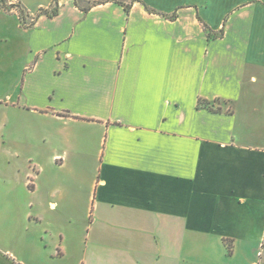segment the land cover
Wrapping results in <instances>:
<instances>
[{
	"label": "crops",
	"instance_id": "1",
	"mask_svg": "<svg viewBox=\"0 0 264 264\" xmlns=\"http://www.w3.org/2000/svg\"><path fill=\"white\" fill-rule=\"evenodd\" d=\"M4 1L18 264H261L264 0Z\"/></svg>",
	"mask_w": 264,
	"mask_h": 264
},
{
	"label": "rangeland",
	"instance_id": "2",
	"mask_svg": "<svg viewBox=\"0 0 264 264\" xmlns=\"http://www.w3.org/2000/svg\"><path fill=\"white\" fill-rule=\"evenodd\" d=\"M17 6L18 10V19L19 22L22 23V25L25 24H31L34 19L36 18L37 14L39 15L40 12L34 13V15H29L26 12L23 11V8L19 3L14 4ZM14 6V7H16ZM54 6V5H53ZM53 6L49 9H54ZM10 8L7 3L2 0L0 3V11H3L5 13H0V39L4 37H8L10 39H13L14 41L18 40L16 31L14 30L13 24L16 21V18L9 19L8 14L10 13ZM43 11V10H40ZM45 12V11H43ZM15 17L16 15L12 13ZM17 22V21H16ZM18 46L17 44L14 45H5L3 43H0V98L1 100H6L9 96V99H15V88H16V73H12L13 70L17 68V58H18ZM4 111L2 109V106H0V132L3 133V135L8 136L10 125L9 120L14 119V112ZM6 117V119H5ZM5 120V125H4ZM4 136V137H5ZM11 166V152L4 151L1 141H0V264H9V263H16L19 262V240L22 238V232L23 230L20 228L17 233L14 234H8L11 235L9 239H11V242L6 241V232H7V225L10 224V217L7 219V216L10 211H13L14 208H11L10 205H8L9 200V184H10V177L13 176L14 171ZM12 214V213H11ZM14 215V214H13ZM12 216V215H11ZM15 229V225H12V229H9L8 232L13 231ZM264 244V242H263ZM262 244V245H263ZM9 250L12 255L9 253L5 254V251ZM261 264H264V249L261 247ZM214 255V252H213ZM6 259L11 261L7 262ZM44 256V262L46 264H77V261L75 260H69V261H62V263L55 261L50 262L48 259V254H43ZM216 260H218V264H225V262L228 261L227 258L223 259L222 256L214 255ZM258 257H255V260L257 261ZM237 262H231L229 264H238ZM185 264H189L188 261L185 262Z\"/></svg>",
	"mask_w": 264,
	"mask_h": 264
},
{
	"label": "trees",
	"instance_id": "3",
	"mask_svg": "<svg viewBox=\"0 0 264 264\" xmlns=\"http://www.w3.org/2000/svg\"><path fill=\"white\" fill-rule=\"evenodd\" d=\"M113 0H92V1H87V0H73V3L75 4L76 7H79L81 8L82 11H89L92 7H95L97 5H100V4H105V3H108V2H111ZM125 10L126 12H129V8L128 6H125ZM40 13L39 14H44L48 17H52V16H55L56 12L54 10H51L50 12L49 11H39ZM34 22V21H33ZM33 22L31 24H25V25H22V26H26L28 27V25H32ZM198 106L199 107H206L210 110H213L212 107L206 103V102H202V101H199L198 102Z\"/></svg>",
	"mask_w": 264,
	"mask_h": 264
},
{
	"label": "built area",
	"instance_id": "4",
	"mask_svg": "<svg viewBox=\"0 0 264 264\" xmlns=\"http://www.w3.org/2000/svg\"><path fill=\"white\" fill-rule=\"evenodd\" d=\"M2 2V0H0V3ZM9 7H11L10 8V13L12 14V13H14L17 17H18V8H17V6L16 5H14V4H10V5H8ZM14 6H16V7H14Z\"/></svg>",
	"mask_w": 264,
	"mask_h": 264
}]
</instances>
